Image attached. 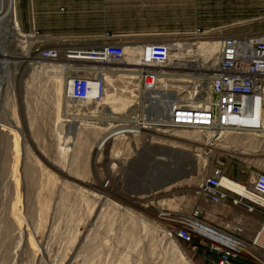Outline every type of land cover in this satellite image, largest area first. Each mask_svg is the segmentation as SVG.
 Masks as SVG:
<instances>
[{
  "label": "rangeland",
  "instance_id": "374dc122",
  "mask_svg": "<svg viewBox=\"0 0 264 264\" xmlns=\"http://www.w3.org/2000/svg\"><path fill=\"white\" fill-rule=\"evenodd\" d=\"M14 15L18 34L4 47L11 55L27 53L34 65L10 68L12 86L2 93L0 264H211L204 247L192 250L173 232L180 220L220 230L232 223L205 215L212 207L200 187L217 165L204 145L210 135L153 127L120 135L115 129L119 136L101 145L108 125L130 128L128 121L139 118L141 97L132 107L123 102L136 101L130 90L138 84L122 66H99L118 72L106 73L111 79L102 101L82 110L80 119L64 108L62 68L40 65L34 51L39 44L62 49L106 31L129 41L183 40L194 28L209 32L198 42L262 32L264 0H15ZM250 138L235 156L243 175L264 170V137L257 151ZM256 232L239 238L251 244ZM252 249L256 259L241 261L264 264V252Z\"/></svg>",
  "mask_w": 264,
  "mask_h": 264
},
{
  "label": "built area",
  "instance_id": "2783aa9c",
  "mask_svg": "<svg viewBox=\"0 0 264 264\" xmlns=\"http://www.w3.org/2000/svg\"><path fill=\"white\" fill-rule=\"evenodd\" d=\"M59 10L63 11L62 8ZM34 34L38 37L37 32ZM208 34L194 28L183 40L163 37L159 40L129 41L123 35L106 31L99 36L72 41L62 49L39 44L34 53L40 65L63 63L66 100L79 104L72 109L74 116L80 119L84 117L82 110L102 101L105 86L103 74L109 72L115 75L118 72L99 66H120L125 62L127 47L132 46L135 51L132 56L134 64L124 67L123 72L129 74L131 82L138 81L137 91L143 96L142 103L148 105L144 96L151 91L165 92L163 94L169 100L167 104L171 110L168 119L153 124V128L167 131L193 130L205 136L210 135L209 144L222 133L262 131L264 31L219 36L214 62L205 60L201 67L194 69L191 66L176 67V61H187L189 65L192 63L188 60V52L196 48L199 40L208 39ZM174 51L182 55L179 60L173 58ZM160 80H168L169 85L162 86ZM64 108L71 106L64 103ZM116 136L112 133L106 137L105 142ZM216 164L212 173L204 177L200 187L203 200L215 207L231 199L235 205L243 204L249 213L261 212L264 215V173L251 172L249 183L241 184L247 193L241 197L222 185L223 163L216 160ZM198 215L201 212H197ZM192 222L193 226L177 224L173 228L175 238L191 246L192 250L204 247L213 255L211 264H235L247 256L243 254L241 245L263 248L264 222L259 226L251 244L239 238L244 233L242 225L229 227V232L197 220ZM231 242L239 245L238 250L229 247Z\"/></svg>",
  "mask_w": 264,
  "mask_h": 264
},
{
  "label": "bare ground",
  "instance_id": "6f19581e",
  "mask_svg": "<svg viewBox=\"0 0 264 264\" xmlns=\"http://www.w3.org/2000/svg\"><path fill=\"white\" fill-rule=\"evenodd\" d=\"M14 3H15V0H0V111L1 112L3 111V107L1 106V101L3 100L2 93L5 88L10 89L11 88L10 85L12 86V84H10L12 80L8 73L9 69L12 68L14 65L22 66L24 63H26V65H32V66L34 65L30 63L31 58L28 57L27 53L18 54L21 56L11 55L8 52V50L5 49L4 47V44L9 43V39H11L14 35H17L18 30H19L18 25H17L18 22L15 21ZM215 52H216V42H207V41L198 42L195 50H191L190 52H188V57H189L188 60H190L192 63L189 65L187 64V61H184L185 63H179L178 61H176L177 64L175 66L176 67H180V66L190 67L191 66L193 69L199 68L202 66L205 60H209L213 55H215L214 54ZM126 54L127 56H126L125 62L120 65L122 66L123 70H125L124 67H126L127 65L134 64L132 63V56L135 54V51L133 50L132 46L127 47ZM172 56L176 60H179L182 57V55L179 52H175V51L173 52ZM35 61H37V59ZM54 63L58 64L62 68L63 63L61 65L57 62H54ZM103 78L105 82V86H104V95H105V88H106L107 80H110L111 78L107 74H103ZM62 80H63L62 88H63V96H64L63 103H67L71 107H76V104L74 102H70L66 100V93H65V89L63 85L64 79ZM168 82H169L168 80H160V83L162 84V86H168L169 85ZM135 84H138L137 80H135ZM135 92H137L135 88L133 90H130L131 94L132 93L135 94V96H132V98L134 97L136 101H133V100H129L128 102L123 101L127 107H132L133 104H136V102L139 101L140 97H141V100H143V96H141L140 93L136 94ZM163 93L165 92L151 91V92L146 93L144 97L146 101L149 103L148 105L143 107V103L141 101V104L139 106V109H141V113H140V116H138L139 117L138 119L135 118L136 119L135 121H128L127 119L130 125V128L128 126L122 127L121 125H119L120 127H118V125L117 127L108 125L107 130L109 129L110 130L106 133V136L109 137L110 135H112V133L116 134L118 132H120V135L121 134L123 135L124 134H138V133L142 134L143 133L142 130L149 129L150 127H153L152 126L153 124H157V122H164V120L168 119L169 114H167V112L170 113L171 109L167 104L169 100L168 99L166 100V96H164ZM190 93L192 92L190 91ZM165 108H167L166 111H165ZM64 118L65 119L66 118L75 119V117H68V116H64ZM127 121L125 120L124 123H126ZM0 127H2L1 123H0ZM115 129H120V130H117L118 132H112ZM263 131H264V120H263V130L260 132H263ZM102 139L103 137L100 140ZM104 143H105V140L103 141L101 145H103ZM161 170L162 169L160 168L158 169L159 172ZM221 183L224 187L228 188L235 195H240L241 197H244L247 194L246 189H244L242 185L234 183L232 182V180L230 181V179L229 180L228 178L226 179V177H222ZM191 220L190 221L180 220L182 222L180 223L176 222V223L180 225L193 226L194 224ZM229 247L234 250H238L239 245L236 242H231ZM241 247L244 250L243 252L244 255H247V257H250V258L253 257V259L256 257L254 252H252L253 249L251 247H248L246 245H241Z\"/></svg>",
  "mask_w": 264,
  "mask_h": 264
},
{
  "label": "crops",
  "instance_id": "0c3cea01",
  "mask_svg": "<svg viewBox=\"0 0 264 264\" xmlns=\"http://www.w3.org/2000/svg\"><path fill=\"white\" fill-rule=\"evenodd\" d=\"M228 136H232L233 140H237L231 142L228 140ZM243 136V137H242ZM246 137H251L249 139L251 147H254L255 151H257L258 144L257 140L260 137H264L263 132H252V131H244L243 133H233V134H223L221 138H217L213 143L204 145L209 147V150L214 153V157L217 161L223 163V167L221 168L222 176L232 180V182L237 184H248L250 179L251 172H259L264 173V170H251L250 173L243 175L237 172L239 169L240 160H237L236 155H242V152L245 147L244 141ZM241 140V141H240ZM239 141V142H238ZM237 161V162H236ZM213 171V170H212ZM235 174V175H234ZM212 218H218L220 220H224L226 222L232 221V223L225 224L224 230L229 231V227L234 226L235 224L242 225L244 227V233L240 237H245L246 233L250 232L254 233V230H258L259 226L264 222V215L261 212L249 213L245 209L243 204H233L231 199L226 200L219 206L212 207V211L210 213H205ZM252 236V235H251ZM261 246L264 248V240L262 241ZM263 248H257L264 252ZM261 263V262H260ZM235 264H244L241 260L237 261ZM263 264V263H261Z\"/></svg>",
  "mask_w": 264,
  "mask_h": 264
},
{
  "label": "water",
  "instance_id": "95a60500",
  "mask_svg": "<svg viewBox=\"0 0 264 264\" xmlns=\"http://www.w3.org/2000/svg\"><path fill=\"white\" fill-rule=\"evenodd\" d=\"M158 169H159V166H157V165H155V166L152 168V170L154 171V173H155V174H159V176H160L161 173H159ZM155 174H154V175H155ZM154 178H155V177H154ZM182 178H187V174L185 173V175H182V176L175 175V176H174L173 178H171L169 181L164 182V183L162 184V186H160V187H165V186L168 185V184H173V183L179 181V180L182 179ZM149 180H150V179H149ZM153 180H154V179H153Z\"/></svg>",
  "mask_w": 264,
  "mask_h": 264
}]
</instances>
